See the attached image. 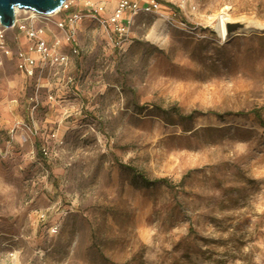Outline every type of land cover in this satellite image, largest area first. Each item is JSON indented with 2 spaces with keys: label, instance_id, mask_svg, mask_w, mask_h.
<instances>
[{
  "label": "rangeland",
  "instance_id": "obj_1",
  "mask_svg": "<svg viewBox=\"0 0 264 264\" xmlns=\"http://www.w3.org/2000/svg\"><path fill=\"white\" fill-rule=\"evenodd\" d=\"M161 1L176 22L138 14L125 38L48 25L64 66L1 58L0 264H264V32L216 30L264 23V0Z\"/></svg>",
  "mask_w": 264,
  "mask_h": 264
},
{
  "label": "built area",
  "instance_id": "obj_2",
  "mask_svg": "<svg viewBox=\"0 0 264 264\" xmlns=\"http://www.w3.org/2000/svg\"><path fill=\"white\" fill-rule=\"evenodd\" d=\"M71 0H65L62 5L51 13L41 14L32 10H21L19 15L14 11V21L9 27L0 24V64L1 58H13L16 60L17 68L25 70L31 75L36 69L39 72L47 67L64 66L69 60V53L60 49L61 39L57 36L51 37L48 25H54L61 32L65 41L72 40L77 33L78 22L84 16L95 18L107 33L119 37H127V29L132 17L138 14L157 13L163 17L168 24H174L175 11L163 5L160 0H114V6L110 13H106L104 2L96 0H85L84 6L91 12L82 13L80 10L69 11ZM64 13H63V12ZM63 17L53 20L51 17L58 13ZM16 27L21 32L20 38L24 42L16 40L14 49L6 41L5 33L9 28ZM72 54H77V46L73 44L70 48Z\"/></svg>",
  "mask_w": 264,
  "mask_h": 264
},
{
  "label": "water",
  "instance_id": "obj_3",
  "mask_svg": "<svg viewBox=\"0 0 264 264\" xmlns=\"http://www.w3.org/2000/svg\"><path fill=\"white\" fill-rule=\"evenodd\" d=\"M65 0H0V24L9 27L14 21V10L27 9L37 13L46 14L58 9ZM223 38H228L233 34L245 33L249 31L264 32V23L254 18H222Z\"/></svg>",
  "mask_w": 264,
  "mask_h": 264
},
{
  "label": "trees",
  "instance_id": "obj_4",
  "mask_svg": "<svg viewBox=\"0 0 264 264\" xmlns=\"http://www.w3.org/2000/svg\"><path fill=\"white\" fill-rule=\"evenodd\" d=\"M251 113L257 119V121L259 122L260 125H264L263 120L261 118V115L257 109H252ZM178 116L180 119L188 120L192 117V114H188L185 116L179 114ZM124 168L129 169V171L131 172L130 184L135 186V187H138V186L149 187V186H152L156 183H167V180L165 178H152V179H150V178H147L143 172H139L135 168L127 167V166H125Z\"/></svg>",
  "mask_w": 264,
  "mask_h": 264
},
{
  "label": "crops",
  "instance_id": "obj_5",
  "mask_svg": "<svg viewBox=\"0 0 264 264\" xmlns=\"http://www.w3.org/2000/svg\"><path fill=\"white\" fill-rule=\"evenodd\" d=\"M96 1H99V0H96ZM105 3V6H106V13H110L112 7L114 6V0H101ZM165 1H168V0H165ZM160 2L163 4L164 2H162L160 0ZM76 45V44H75Z\"/></svg>",
  "mask_w": 264,
  "mask_h": 264
},
{
  "label": "bare ground",
  "instance_id": "obj_6",
  "mask_svg": "<svg viewBox=\"0 0 264 264\" xmlns=\"http://www.w3.org/2000/svg\"><path fill=\"white\" fill-rule=\"evenodd\" d=\"M21 10H24V9H21ZM14 11H15V12H18V8L16 7ZM221 20H222V18H220V19L218 20L217 25H216V30H217L219 36L222 37L223 32H222V24H221Z\"/></svg>",
  "mask_w": 264,
  "mask_h": 264
}]
</instances>
